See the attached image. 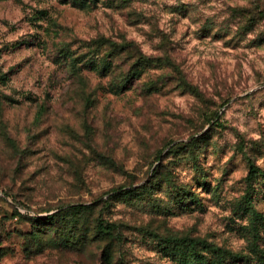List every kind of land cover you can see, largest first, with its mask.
Returning a JSON list of instances; mask_svg holds the SVG:
<instances>
[{
	"label": "rangeland",
	"instance_id": "obj_1",
	"mask_svg": "<svg viewBox=\"0 0 264 264\" xmlns=\"http://www.w3.org/2000/svg\"><path fill=\"white\" fill-rule=\"evenodd\" d=\"M101 36L134 51L98 55ZM134 54L149 64L117 86ZM250 163L264 171V0H0V264H183L171 236L226 252L208 264H264ZM17 202L92 205L69 227L82 243Z\"/></svg>",
	"mask_w": 264,
	"mask_h": 264
},
{
	"label": "trees",
	"instance_id": "obj_2",
	"mask_svg": "<svg viewBox=\"0 0 264 264\" xmlns=\"http://www.w3.org/2000/svg\"><path fill=\"white\" fill-rule=\"evenodd\" d=\"M91 0H72L73 3L79 6H87ZM90 46L94 45L96 49V54L99 55L100 49L105 50L107 56L105 58H112V57H124V55L130 54L133 50L132 44L129 42H125L124 44H120L116 41H112L111 39L101 36L98 39H94L90 44ZM95 51V50H94ZM135 56V54H134ZM136 57V61L132 63L130 69L127 72L123 73V78L120 79L118 82L114 81L117 86L125 87V85H121V83H127L130 79H135L141 76L144 71V68L149 64L150 60L143 54H139ZM73 63L79 62L77 59L72 60ZM107 65H112L109 62ZM82 77V76H81ZM174 146L172 147V149ZM250 171L247 175V183L249 186L252 185L254 179L257 175H261V178L264 179V171L261 170L257 165L250 163ZM126 192H124L125 194ZM245 199V208L249 210L251 213V217L253 222L256 224L259 219V213L253 208L251 203V193L250 191L247 192V196L244 197ZM16 209L13 212V215H20L22 217L28 216V214L23 213L22 210L28 211L29 209L27 206L21 202H17ZM92 208V205H74L65 209L61 212H56L54 214L49 215H40V216H28L32 221L43 224V225H52L55 226L56 232L59 234L60 241H65L67 245L75 246L82 243V239L75 234L74 229H69V227L82 228L83 226H88L83 221V216L89 212ZM66 212L70 213L71 219L67 221L66 219L58 225L60 219L64 218ZM25 214V215H24ZM30 215V214H29ZM117 223L109 222L102 215H100L96 220L95 230L99 234H105L111 237H115L117 233ZM255 227V226H254ZM169 241L173 244V249H177V254H179V260L183 264H208V256H206L205 252H212L217 257H223L226 255L225 251L220 250L219 248L215 247L213 244L203 242L198 239H190L186 237H169ZM45 241H35V246L38 249L42 248L45 244ZM53 244V243H52ZM188 252H184V250ZM258 252L264 256V250H258ZM217 262V261H216Z\"/></svg>",
	"mask_w": 264,
	"mask_h": 264
},
{
	"label": "built area",
	"instance_id": "obj_3",
	"mask_svg": "<svg viewBox=\"0 0 264 264\" xmlns=\"http://www.w3.org/2000/svg\"><path fill=\"white\" fill-rule=\"evenodd\" d=\"M23 211V210H22Z\"/></svg>",
	"mask_w": 264,
	"mask_h": 264
}]
</instances>
